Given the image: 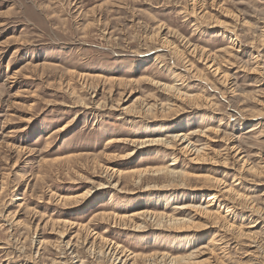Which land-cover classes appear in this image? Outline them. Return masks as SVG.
Here are the masks:
<instances>
[{
    "label": "rangeland",
    "instance_id": "1",
    "mask_svg": "<svg viewBox=\"0 0 264 264\" xmlns=\"http://www.w3.org/2000/svg\"><path fill=\"white\" fill-rule=\"evenodd\" d=\"M262 23L264 0H0V264H264Z\"/></svg>",
    "mask_w": 264,
    "mask_h": 264
},
{
    "label": "bare ground",
    "instance_id": "2",
    "mask_svg": "<svg viewBox=\"0 0 264 264\" xmlns=\"http://www.w3.org/2000/svg\"><path fill=\"white\" fill-rule=\"evenodd\" d=\"M197 0H193V2L195 3ZM213 3L215 4V1H213ZM192 6H194V5H192ZM194 9V8H193ZM260 23V22H259ZM263 25H264V23H262ZM235 28H236V26L233 28V30H235ZM264 31V30H263ZM264 33V32H263ZM231 39V38H230ZM262 39H264V35L262 36ZM263 41V40H262ZM166 44H167V46L170 44L169 42H166ZM261 44V43H260ZM261 46H264L263 44L261 45ZM255 56V55H254ZM254 61L256 60V59H259V58H257V56H255V57H253L252 58ZM260 60V59H259ZM258 61V60H257ZM206 63H208V64H206V65H209V68L212 70V72L214 73V75H221L222 73H221V68H220V66H219V64L217 63V61L215 60V59H213L211 62L210 61H208V60H206ZM203 64H204V62H203ZM256 65H257V63H255ZM249 69V68H248ZM261 69H264V67L263 68H260V64L259 65H257V67L255 68H253V69H251L249 72L251 73V74H254V73H257V72H260L261 71ZM263 72V71H262ZM227 74V73H226ZM263 74V73H262ZM261 74V75H262ZM263 77V76H262ZM223 78V77H222ZM170 90L172 91V92H174V93H176V95H178L179 97H182V94L183 93H180V91L178 90V89H175V87L173 88V87H171L170 88ZM170 91V92H171ZM175 95V94H174ZM187 95V94H186ZM184 97V96H183ZM196 98V97H195ZM157 108V107H156ZM152 109H150V111H151ZM147 111H149V109L147 110ZM125 112V111H124ZM152 113V112H151ZM64 128H61L59 131H62ZM258 129V128H257ZM259 129H260V127H259ZM256 130V129H255ZM254 131V130H253ZM178 138V137H177ZM177 138H175V139H177ZM119 141V140H118ZM117 141V142H118ZM121 141V140H120ZM214 141V140H213ZM219 142V141H218ZM109 143H113V141H111V142H109ZM120 143V142H119ZM162 144H165V145H168V146H172V142H168V141H164V140H160V139H158V140H145L144 142L142 141V143H141V145H143V146H152V145H162ZM210 147V146H209ZM170 148V147H169ZM191 148V147H190ZM190 148H189V145H188V147L185 149V150H190ZM211 148V147H210ZM174 149H175V151H176V147H174ZM195 149V150H194ZM179 150V149H178ZM193 150H194V153H193ZM193 150L191 151L192 153H193V155H195V158H193L192 160H194V161H196V162H194V163H198V161H199V163L202 161V159H201V154H202V152L204 151V150H201L199 147H195V148H193ZM234 151V150H233ZM239 151V150H238ZM201 153V154H200ZM134 153L132 152V153H130V154H128L126 157L128 158V157H130V156H132ZM187 154V153H186ZM189 154V153H188ZM203 154H204V152H203ZM240 154V153H239ZM190 155H192V154H190ZM198 157V158H197ZM258 158V157H257ZM205 159V158H204ZM207 159V158H206ZM226 160V159H225ZM224 160V161H225ZM223 161V160H222ZM227 161H229V160H227ZM202 162H204V161H202ZM215 161H213V163H214ZM217 162V161H216ZM247 162H248V159H247ZM245 163L246 162H244V166H245ZM261 163L262 164H264V161L262 160L261 161ZM203 164V163H202ZM224 164H227V163H224ZM177 165H178V162H177V160H174L168 167H166V168H161V169H158V168H156L157 170H155V171H153L154 172V175L156 174V175H158V177H163V179H165L166 181L168 180V178H170V179H175V178H179V177H183V176H185V174L184 173H181V172H178V171H176V168H172V167H177ZM220 165V164H219ZM261 165V164H260ZM224 166H226V165H224ZM223 167V166H222ZM228 167V166H227ZM242 168H243V166H242ZM230 169V168H229ZM249 170H253L252 168H250ZM151 171V170H150ZM144 172H147V171H144ZM187 174V173H186ZM185 178V177H184ZM222 180H217V181H215V183H216V185H218V188H219V190H218V192H219V194H220V196H224L225 198H226V200H232V201H236V200H247L248 198L247 197H245V195L243 196V195H240L235 189H234V187H236V186H229V185H227V186H225V185H223L222 183L223 182H221ZM182 182H184V181H182ZM238 184V183H237ZM170 186H172L171 184H170ZM175 187V186H174ZM111 188V187H110ZM155 188V187H154ZM158 188V187H157ZM163 188V187H162ZM89 194V193H88ZM217 195H218V193H217ZM83 196V198L85 197L84 195H82ZM227 196V197H226ZM264 196V195H263ZM217 196H216V194H210V195H208V198H207V201L209 202L208 204H207V207H205L204 209L202 208V210H204V212L203 213H205L206 214V216H208V218L209 219H212L213 221H216V223L218 224V219H219V217H218V215L215 213V212H213V208L212 207H214L215 206V203H216V200H217ZM247 198V199H246ZM206 201V202H207ZM212 202V203H211ZM253 202H251L250 204H248L249 206H248V208H250L251 210H256L257 208V206L255 207L253 204H252ZM202 207V206H201ZM190 208V207H189ZM185 209V208H184ZM198 209V208H197ZM200 209V208H199ZM258 209H259V207H258ZM256 210V212H258V213H260V210ZM231 211V210H230ZM263 213V212H262ZM253 214H254V212H253ZM200 216V215H199ZM205 216V217H206ZM221 217V216H220ZM222 219V218H221ZM223 220V219H222ZM221 220V221H222ZM220 221V222H221ZM185 221H183V219H176V218H174V219H170V220H168L167 221V223H168V225L169 226H171V225H179V224H182V223H184ZM219 222V223H220ZM222 223H224V222H222ZM208 224V223H207ZM210 224V223H209ZM215 224V223H214ZM230 224V223H229ZM228 224V226L227 227H225L226 228V230H224L225 232H227V231H230L231 229H233V226L234 225H229ZM211 225V224H210ZM218 226V225H217ZM221 226V225H220ZM140 227V226H139ZM139 227H137V228H139ZM208 227V226H207ZM212 227V226H211ZM215 227V226H214ZM224 228V229H225ZM252 228H255L253 225L251 226V227H249L248 229H252ZM140 229V228H139ZM138 229V230H139ZM227 233H230V232H227ZM245 236H250V235H253V233H251V232H249V233H246L245 232V234H244ZM222 236H224V235H222ZM221 236V237H222ZM225 237V236H224ZM223 238V237H222ZM221 238V239H222ZM220 239V238H219ZM218 239V240H219ZM108 248V247H107ZM223 250V249H222ZM225 250V249H224ZM198 253H199V251H197ZM222 252V251H221ZM224 253V252H223ZM195 253L193 252V253H190V255L191 256H189V258H185L186 260H184L183 262H185L184 264H198V263H200V262H198V260H196V254L194 255ZM200 254V253H199ZM186 261H188V262H186ZM203 263V262H202Z\"/></svg>",
    "mask_w": 264,
    "mask_h": 264
}]
</instances>
